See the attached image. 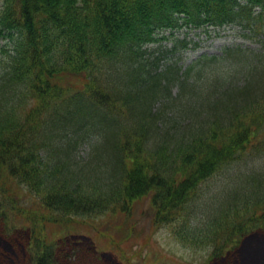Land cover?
I'll use <instances>...</instances> for the list:
<instances>
[{
	"label": "trees",
	"instance_id": "1",
	"mask_svg": "<svg viewBox=\"0 0 264 264\" xmlns=\"http://www.w3.org/2000/svg\"><path fill=\"white\" fill-rule=\"evenodd\" d=\"M228 24L258 48L146 47ZM0 40V264H131L143 198L187 264H264V0H1Z\"/></svg>",
	"mask_w": 264,
	"mask_h": 264
},
{
	"label": "rangeland",
	"instance_id": "2",
	"mask_svg": "<svg viewBox=\"0 0 264 264\" xmlns=\"http://www.w3.org/2000/svg\"><path fill=\"white\" fill-rule=\"evenodd\" d=\"M190 28H182L173 33L163 31L159 36L165 37L164 40L151 43L146 47L147 49L159 47L163 51H169L176 44L175 51L167 52L168 54L161 65L167 62H176L177 66L181 65L183 68L196 61L203 54L207 56L220 55V49L231 44H239L242 47L249 48L258 47L256 42H251L243 37L241 35L243 31H240L237 26L232 24L218 28ZM181 41H188L186 49L180 47ZM5 44L6 41L0 40V48ZM175 68L173 66V70ZM256 164L258 166L260 160L250 158L231 167L229 171L230 174L234 175L238 170H245ZM223 177H225L224 171L220 173L217 180H222ZM150 216L149 198H143L135 205V216H131L126 222H121L122 225H136L135 232L128 236L115 232L110 233L116 236L120 247L125 250V254L129 257L131 264H187V261L192 259L198 261L202 255H205L206 252L204 251L196 253L189 248H183V246L170 238L165 228L154 229L150 224ZM116 223L113 222L112 227ZM87 234L92 236L90 231ZM260 253L261 255L263 254L262 249H260ZM123 264L127 263L123 261Z\"/></svg>",
	"mask_w": 264,
	"mask_h": 264
}]
</instances>
